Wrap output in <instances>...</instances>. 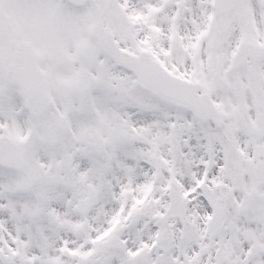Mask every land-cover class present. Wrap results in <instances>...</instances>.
I'll list each match as a JSON object with an SVG mask.
<instances>
[{
	"label": "snow or ice",
	"instance_id": "6c2138e0",
	"mask_svg": "<svg viewBox=\"0 0 264 264\" xmlns=\"http://www.w3.org/2000/svg\"><path fill=\"white\" fill-rule=\"evenodd\" d=\"M0 264H264V0H0Z\"/></svg>",
	"mask_w": 264,
	"mask_h": 264
}]
</instances>
